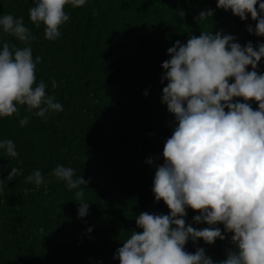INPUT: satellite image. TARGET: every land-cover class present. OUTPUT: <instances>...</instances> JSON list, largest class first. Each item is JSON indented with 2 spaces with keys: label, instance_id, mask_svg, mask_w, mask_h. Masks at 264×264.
I'll return each mask as SVG.
<instances>
[{
  "label": "trees",
  "instance_id": "obj_1",
  "mask_svg": "<svg viewBox=\"0 0 264 264\" xmlns=\"http://www.w3.org/2000/svg\"><path fill=\"white\" fill-rule=\"evenodd\" d=\"M33 4L0 0V16L23 17L36 37L33 58H42L37 83L47 84V94L55 96L63 111L44 119L19 106L18 114L0 117V141L12 140L19 154L12 158L0 149V264H120L114 258L117 249L140 231L136 217L145 211L170 212L152 192L174 127V116L161 99L167 85L166 80L161 83L162 64L171 58L167 49L202 32L232 35L242 47L248 42L256 47L264 37L248 32L256 24L250 16L241 21L231 10L217 8V0H86L79 8L65 6L70 19L61 26V36L49 41L44 25L38 28L30 21ZM209 9L213 16L197 22L198 14ZM5 41L23 46L0 29V49ZM257 71L264 73V58ZM250 103L258 109L256 102ZM24 116L29 123L22 127ZM58 164L88 181L81 185L89 202L83 218H78L75 197L79 189H69L51 175ZM13 167L22 174L9 180ZM35 170L44 178L39 186L26 182ZM186 212V224L210 227L193 222L198 212ZM217 227L223 232L222 224ZM225 235L211 245L189 240L185 250L204 248L214 262L221 261L233 247L231 233Z\"/></svg>",
  "mask_w": 264,
  "mask_h": 264
},
{
  "label": "clouds",
  "instance_id": "obj_2",
  "mask_svg": "<svg viewBox=\"0 0 264 264\" xmlns=\"http://www.w3.org/2000/svg\"><path fill=\"white\" fill-rule=\"evenodd\" d=\"M85 3L34 0L29 18L38 28L44 25L45 39L55 41L70 19L65 6L79 8ZM217 8L231 10L241 21L250 16L256 24L248 32L264 37V0H217ZM178 14L185 17L183 10L178 9ZM213 14L211 9L201 11L195 19L207 20ZM0 29L23 45L5 41L0 49V117L18 114L19 106L44 119L62 112L63 105L47 94V84L37 83L36 67L42 58H33L31 42L36 37L23 17L0 16ZM235 39L222 32H202L167 49L171 58L162 64L161 83L166 80L167 85L161 99L174 116V127L164 143V161L156 168L152 192L155 201L162 200L170 212L145 211L136 217L140 231H133L117 249L114 258L120 264H264V73L257 71L264 43L254 47L248 42L242 47ZM57 86L53 79L52 88ZM235 98L244 102H234ZM250 102H256L258 109ZM19 123L27 125L28 116ZM0 149L12 158L19 155L10 139L0 141ZM147 163L152 164V159ZM17 174L22 170L13 167L8 179ZM51 175L69 189H79L75 193L78 218L88 215L89 202L81 188L88 181L75 177V170L62 164ZM26 182L39 186L44 178L35 170ZM188 208L199 213L194 223L210 227L186 224ZM218 224L224 226L223 232ZM227 233L233 247L226 259L214 262L204 248L198 247L195 253L185 250L189 240L211 245L225 240Z\"/></svg>",
  "mask_w": 264,
  "mask_h": 264
}]
</instances>
